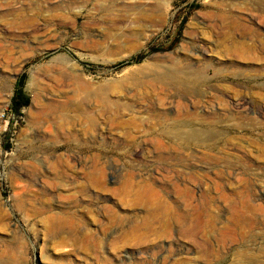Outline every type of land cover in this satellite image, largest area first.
Masks as SVG:
<instances>
[{"label": "rangeland", "instance_id": "374dc122", "mask_svg": "<svg viewBox=\"0 0 264 264\" xmlns=\"http://www.w3.org/2000/svg\"><path fill=\"white\" fill-rule=\"evenodd\" d=\"M263 41L264 0H0V264H264ZM174 62L201 83L145 85ZM32 73L61 101L90 81L97 136L41 139ZM143 186L158 196L129 205Z\"/></svg>", "mask_w": 264, "mask_h": 264}, {"label": "bare ground", "instance_id": "6f19581e", "mask_svg": "<svg viewBox=\"0 0 264 264\" xmlns=\"http://www.w3.org/2000/svg\"><path fill=\"white\" fill-rule=\"evenodd\" d=\"M141 19V18H140ZM236 19V18H235ZM241 21V20H240ZM234 24H235V21H234ZM237 24V23H236ZM240 24V23H239ZM231 25V24H230ZM233 26V25H232ZM236 26V25H235ZM238 26V25H237ZM236 28V27H235ZM238 28V27H237ZM244 29V30H246V33L247 32H250L251 34H253V35H255V36H258L259 37V34L255 31V30H252V29H250V28H248V26L247 25H243V26H241V29ZM236 30H238V29H236ZM247 30H249V31H247ZM253 37V36H252ZM255 38H257V37H255ZM260 38V37H259ZM234 40V39H233ZM232 40V41H233ZM237 40V39H236ZM257 41H259V40H256V42ZM261 41V40H260ZM234 42V41H233ZM232 44H234V46H233V50H231L232 52H233V57H235L236 56V58H238L239 60L240 59H242L241 61L243 62V59H244V61H246L245 59H247V61H248V59L249 58H251V55L252 54H254V57H259L260 56V54H258V53H253V52H251V51H249L250 49H252V48H250L249 50H248V48L245 46L246 44H245V42L244 43H240V42H237V41H235L234 43H232ZM244 44V45H243ZM263 45H264V41H263V43H262ZM254 46H256V45H254ZM257 47V46H256ZM261 47V46H260ZM255 48L253 47V49L252 50H254ZM256 51H257V49H256ZM259 51V50H258ZM262 51V50H261ZM260 51V52H261ZM230 54V53H229ZM228 54V55H229ZM232 54V53H231ZM229 56H232V55H229ZM236 58H234V59H236ZM255 58V59H256ZM180 59V58H179ZM233 59V58H232ZM178 60V59H177ZM252 60H253V58H252ZM180 62H181V60H180ZM241 62V63H242ZM253 62V61H252ZM191 63V62H190ZM189 63V64H190ZM184 63H182V65H183ZM69 66V65H68ZM67 66V67H68ZM173 68H172V73L171 74H167V75H165L164 74V76H167L169 79L168 80H162V77H163V75H162V77H161V75H160V77L158 76H154V77H148V82L146 83L145 82V85L146 84H148L149 85V88H150V86H152V85H155L156 86V84H155V82H165V81H168V82H178V83H180V82H188V83H190V84H197V83H201L200 81L202 80L201 78L202 77H200L199 75H197L196 74V72H198V71H200L201 69H202V65H198V66H185V67H182L181 65H180V63L179 62H174V65L172 66ZM57 69H58V66L56 67ZM63 68V67H62ZM62 68H59L60 70L62 69ZM184 68L185 69H188V72L185 70L184 71ZM190 69H192V70H190ZM53 70V69H52ZM54 70H56L55 68H54ZM60 70H58V71H51V72H54L55 74L57 73L58 75H57V77L59 78L60 77V74L59 73H61L62 74V72H60ZM64 70V69H63ZM67 70V69H66ZM69 70V69H68ZM73 70H74V68H73ZM47 71V70H46ZM62 71V70H61ZM65 71V70H64ZM69 71H71V68H70V70ZM155 71V70H154ZM67 71H65V73H66ZM156 72V71H155ZM65 73L64 74H62V77H63V75H65ZM73 73H75L74 71H73ZM73 73H72V75H73ZM144 73V72H143ZM164 73V72H163ZM199 73V72H198ZM49 74V73H48ZM66 74H68V72L66 73ZM70 74V73H69ZM77 74V73H76ZM145 74H147V73H145ZM183 74V75H182ZM41 75H43V74H41ZM41 75H39V76H37V77H35V75L32 73V76H34V79H35V86H36V91H35V93H34V96H33V103H32V106H34V107H36V110H37V112H36V114H34L35 115V118L33 119V123L37 126V129H39V130H41V132H39L37 135L41 138V139H46V140H48V141H52V140H57V139H59V138H61V137H63V136H71V138L73 137V136H76V135H79V132L76 130V132L74 133V130H71L72 129V126H75L76 127V125H80L79 127H80V133H82L83 135H86L88 132H91V134H94V133H96V136H97V133H99L101 130H102V127H103V124H102V122H103V115H104V110H105V107H104V99H103V97H101L100 98V96H94V103H90L89 102V99L90 98H93V95H90L89 94V92H88V89L90 88V85L88 84V83H90V81L88 82V83H86V81L85 80H83V79H85L84 78V76L82 77V74L80 73L78 76H80L79 78H77L78 80H76V81H78L77 82V84L74 86L75 88H73L74 90H73V93L71 92V94H72V96H71V94L69 95V96H71V97H67V100H64L63 99V101H61V100H57V99H53V98H55V97H57V96H55L56 94H58L59 92H62L61 91V86H59L58 87V85H56V86H54V83H53V85L51 84H49V82H46V83H48V84H46V85H42L40 82H41ZM49 75H51V74H49ZM49 75H47L46 74V76H49ZM71 75V74H70ZM69 75V76H70ZM72 75H71V82H72V80L74 79H72ZM44 76V75H43ZM45 76V77H46ZM67 76V75H66ZM74 76H76V75H74ZM51 77H53V75H51ZM54 77H55V75H54ZM62 77H61V79H60V81L62 80ZM47 78V77H46ZM64 78H66V77H64ZM68 78V77H67ZM75 78V79H76ZM87 78V77H86ZM139 78H141V77H139ZM143 78H145V77H143ZM43 80H44V78H42ZM142 79V78H141ZM67 80V79H66ZM65 80V81H66ZM140 80V79H139ZM138 80V81H139ZM46 81V80H45ZM49 81V80H48ZM50 81H51V79H50ZM68 81V80H67ZM69 81H70V78H69ZM141 81V80H140ZM144 81L145 80H143V83H144ZM53 82V81H52ZM58 82V81H57ZM56 82V84H58ZM73 82H74V80H73ZM51 83V82H50ZM61 83V82H60ZM59 83V84H60ZM125 83V82H124ZM143 83H139V84H143ZM74 84V83H73ZM182 84V83H181ZM66 85H67V83H66ZM66 85H65V88H66ZM68 85H70V83H68ZM92 85V84H91ZM138 85V84H137ZM164 85V84H163ZM168 85V84H167ZM177 85V84H176ZM155 86H153V87H155ZM158 86V85H157ZM61 87V88H60ZM68 87V86H67ZM70 87H72L71 85H70ZM69 87V88H70ZM94 87V86H93ZM165 87H167L166 89H170V87L168 88V86H165ZM65 88L63 87V89L65 90ZM92 88V87H91ZM158 88V87H157ZM162 88V87H161ZM163 88H164V86H163ZM154 89V88H153ZM152 89V92L154 91ZM165 89V88H164ZM163 89V90H164ZM70 91H71V89H69ZM91 90V89H90ZM155 90H157V89H155ZM160 90V89H159ZM68 91V90H67ZM107 91V90H106ZM149 91V90H148ZM151 91V90H150ZM149 91V93H151ZM161 91V90H160ZM65 92V91H64ZM64 92H62V93H64ZM163 92V91H162ZM66 93V92H65ZM100 93V92H99ZM160 93V92H159ZM61 94V93H60ZM60 94L58 95V96H60ZM93 94V93H92ZM154 94H155V91H154ZM158 94V93H157ZM50 95V96H49ZM63 95V94H62ZM55 96V97H54ZM63 96H66V94L65 95H63ZM102 96V95H101ZM164 97V96H163ZM162 97V98H163ZM48 98H50V99H48ZM61 98V97H60ZM64 98V97H63ZM161 98V99H162ZM103 99V100H102ZM145 100V99H144ZM91 101H92V99H91ZM141 102V101H140ZM161 102V101H160ZM170 102V101H169ZM191 102H194V101H191ZM142 103H144L143 101H142ZM162 103L164 104V106H169L168 105V103L166 104L165 102H163L162 101ZM161 103V104H162ZM170 103H172V102H170ZM169 103V104H170ZM202 103V102H201ZM245 103H247L246 102V100L245 99H240V100H237L235 103H234V105H235V107H238V108H240V107H242ZM146 104V103H145ZM149 104V103H148ZM182 104V106H183V104L184 103H181ZM181 104H180V106H181ZM194 104L196 105V102H194ZM153 105V104H152ZM172 105V104H171ZM185 105H187V104H185ZM197 105H199L198 103H197ZM234 105H233V108H234ZM245 105H247V104H245ZM245 105H244V107H245ZM162 106V105H161ZM188 106H190V105H188ZM194 106V105H193ZM142 107L143 106H141V107H139V109H138V114L140 113H142V112H144L145 110H142ZM144 107H145V105H144ZM187 107V106H186ZM200 107V106H199ZM107 108H108V106H107ZM119 109V107H116V108H114V111H115V109ZM135 108V107H134ZM151 108V107H150ZM149 108V109H150ZM164 108V107H163ZM148 109V108H147ZM168 109V108H167ZM189 109V108H188ZM109 110V109H108ZM107 110V112L109 113V111ZM121 110H125V109H121ZM127 110V109H126ZM187 110V109H186ZM185 110V111H186ZM239 110V109H238ZM68 111H72V112H75L74 114V118H72V117H69V115H67L66 113L68 112ZM128 111V110H127ZM131 110H129V112H130ZM166 111V110H165ZM164 111V112H165ZM168 111V110H167ZM242 111V110H241ZM116 112V111H115ZM114 112V113H115ZM128 112V113H129ZM136 112V113H137ZM149 112V111H148ZM153 113H148L149 114V116H146V117H148V118H146V121H150V118H151V116H158V114H156L155 115V111H152ZM162 111H160V113H161ZM164 112H162L161 114H165ZM238 112V111H237ZM111 113V112H110ZM113 113V114H114ZM122 113V112H121ZM121 113H119V114H121ZM136 113H134L133 111L132 112H130V114H128L130 117H132L133 116V114H135V116H136ZM157 113V112H156ZM213 113H215V112H213ZM116 115L118 114L117 112L115 113ZM114 114V115H115ZM137 114V115H138ZM146 114V113H145ZM145 114H143L144 116H145ZM160 115V114H159ZM105 116V115H104ZM144 116H142L141 117V115H140V120L139 121H141V122H143L144 121V119H145V117ZM160 116H162V115H160ZM110 117V116H109ZM112 117V116H111ZM118 117V116H117ZM134 118V117H133ZM153 118V117H152ZM114 120V119H113ZM134 121H135V119H134ZM78 123V124H76V123ZM145 122V121H144ZM136 124H137V120H136V122H135ZM139 123V122H138ZM52 126L54 127V130H55V132H52ZM117 126H119V128H125L126 130H127V128H133L135 125H134V123H133V121H131V120H128V121H119L118 123H117ZM142 127H144V126H142ZM135 128V127H134ZM45 129V130H44ZM128 129V130H129ZM138 129V128H137ZM140 129V128H139ZM138 129V130H139ZM142 129V128H141ZM132 130H134V129H132ZM137 130V131H138ZM49 132V133H48ZM101 135V134H100ZM99 135V136H100ZM96 136H95V138H96ZM98 139V138H97ZM44 141V140H43ZM55 141H53V142H55ZM99 141V140H98ZM64 173H68V171H66V169L64 170ZM89 174V173H88ZM89 177V176H88ZM91 177V176H90ZM93 177V176H92ZM147 186H149V185H147ZM147 186H143V187H140L138 190H137V197H136V199L135 200H133L129 205H139V204H144V203H148V202H151L150 200H152V199H155L157 196H156V193H155V191L151 188V187H147ZM158 194V193H157ZM156 196V197H155ZM158 199H159V197H158ZM157 200V199H156ZM189 201V200H188ZM190 205V204H189ZM166 208H170V206H169V204L168 205H166ZM170 210V209H169ZM148 216V215H147ZM146 217V216H145ZM144 217V218H145ZM152 217V216H151ZM143 218V222L145 223L144 225H147L148 227H149V220H151V218L150 219H148L147 217H146V219H144ZM136 221V220H135ZM183 221H184V219H183ZM138 222V221H137ZM142 222V223H143ZM139 226V225H138ZM150 229V228H149ZM152 229V228H151ZM153 230V229H152ZM142 238H144V237H141V239Z\"/></svg>", "mask_w": 264, "mask_h": 264}, {"label": "trees", "instance_id": "16d2710c", "mask_svg": "<svg viewBox=\"0 0 264 264\" xmlns=\"http://www.w3.org/2000/svg\"><path fill=\"white\" fill-rule=\"evenodd\" d=\"M140 59L137 57H133L128 61H123L119 63V65H128L133 62H138ZM30 99L29 97L23 92L22 89H18L13 97V107L16 109L17 112H20L21 109L27 105H29Z\"/></svg>", "mask_w": 264, "mask_h": 264}]
</instances>
